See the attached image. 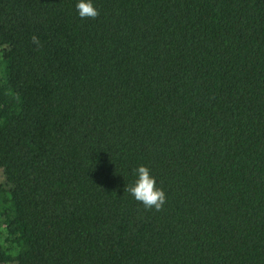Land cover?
Instances as JSON below:
<instances>
[{
  "label": "trees",
  "instance_id": "obj_1",
  "mask_svg": "<svg viewBox=\"0 0 264 264\" xmlns=\"http://www.w3.org/2000/svg\"><path fill=\"white\" fill-rule=\"evenodd\" d=\"M78 2L0 0V264H264V0Z\"/></svg>",
  "mask_w": 264,
  "mask_h": 264
},
{
  "label": "clouds",
  "instance_id": "obj_2",
  "mask_svg": "<svg viewBox=\"0 0 264 264\" xmlns=\"http://www.w3.org/2000/svg\"><path fill=\"white\" fill-rule=\"evenodd\" d=\"M76 8L82 19H96L100 15L99 10L95 7L92 0H79ZM32 42L38 47L40 46L38 36L33 35ZM134 174L137 176V179L133 185L127 186L125 191L129 192L136 201L142 203L146 209L163 210L167 196L164 189L157 186V180L151 174L150 168L145 165H140L134 170Z\"/></svg>",
  "mask_w": 264,
  "mask_h": 264
},
{
  "label": "rangeland",
  "instance_id": "obj_3",
  "mask_svg": "<svg viewBox=\"0 0 264 264\" xmlns=\"http://www.w3.org/2000/svg\"><path fill=\"white\" fill-rule=\"evenodd\" d=\"M4 180V177H3V171L0 170V181H3Z\"/></svg>",
  "mask_w": 264,
  "mask_h": 264
}]
</instances>
